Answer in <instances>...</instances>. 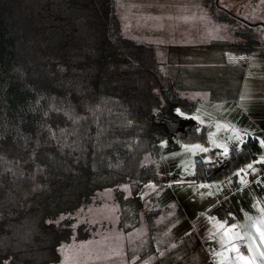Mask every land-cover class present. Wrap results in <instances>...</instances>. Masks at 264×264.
Instances as JSON below:
<instances>
[{
    "label": "trees",
    "instance_id": "trees-1",
    "mask_svg": "<svg viewBox=\"0 0 264 264\" xmlns=\"http://www.w3.org/2000/svg\"><path fill=\"white\" fill-rule=\"evenodd\" d=\"M215 7L217 5H214ZM224 9L213 18L228 20ZM223 45L251 51L242 21ZM152 47L125 35L114 0H0V264H50L57 248L89 235L71 214L100 189L156 182L155 142L174 133L202 140L204 127L166 113L155 92ZM169 100L190 115L195 103ZM258 151L254 138L216 168L194 160L195 182L218 179ZM150 195L147 228L158 209Z\"/></svg>",
    "mask_w": 264,
    "mask_h": 264
},
{
    "label": "rangeland",
    "instance_id": "rangeland-1",
    "mask_svg": "<svg viewBox=\"0 0 264 264\" xmlns=\"http://www.w3.org/2000/svg\"><path fill=\"white\" fill-rule=\"evenodd\" d=\"M214 5L235 17L213 18ZM114 6L122 32L152 47L155 92L166 113L179 127L203 126L205 137L183 142L171 132L157 140L156 159L142 158L154 164L156 182L121 185L120 200L112 188L97 190L71 214L73 226L84 224L89 236L59 245L50 264H204L193 257L202 249L218 264L219 235L226 221L235 223L251 208L253 193L241 189L245 168L195 182L193 162L222 167L259 127L252 122L264 112V0H114ZM242 21L260 42L251 51L224 48L238 39L233 29ZM168 93L193 101L192 113L183 116ZM150 195L158 212L149 230L143 211Z\"/></svg>",
    "mask_w": 264,
    "mask_h": 264
},
{
    "label": "crops",
    "instance_id": "crops-1",
    "mask_svg": "<svg viewBox=\"0 0 264 264\" xmlns=\"http://www.w3.org/2000/svg\"><path fill=\"white\" fill-rule=\"evenodd\" d=\"M194 121L195 124L204 123L199 118ZM252 124H259V127L255 126V133L251 135L255 139L258 151L254 153L251 160L240 164L222 177L214 179L219 180L235 169L245 168L247 175L244 183L247 185H242L241 189L245 191L246 188H251L253 193L250 201L251 208L241 214L235 223L227 225L226 221L224 230L219 235L220 244H217L215 252V255L219 254L218 264H264V112L258 111ZM244 195H250V192L246 191ZM223 223L224 221H220L221 225ZM241 244L244 246L243 250H239ZM193 257L204 264H215L208 251L204 249L198 250V255Z\"/></svg>",
    "mask_w": 264,
    "mask_h": 264
}]
</instances>
